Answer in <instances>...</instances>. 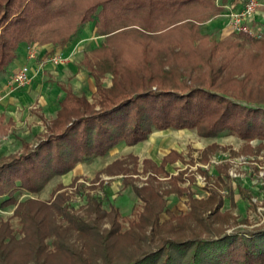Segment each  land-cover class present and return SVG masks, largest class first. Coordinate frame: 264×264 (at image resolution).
<instances>
[{
    "label": "trees",
    "instance_id": "1",
    "mask_svg": "<svg viewBox=\"0 0 264 264\" xmlns=\"http://www.w3.org/2000/svg\"><path fill=\"white\" fill-rule=\"evenodd\" d=\"M220 9L216 0H0V75L31 42L64 45L91 21L100 35L111 37L127 27L149 33L175 22L183 26L191 17L203 20ZM58 22H62L60 28ZM243 37H250L245 40L251 43L253 53L246 65H238L245 71L242 76H237L230 65L236 55L230 52L220 64L210 61L208 70L184 80L188 77L184 71L173 75L176 73L163 65L156 70L151 61L152 48L147 44L142 48L140 67L122 65L115 56L105 57L98 66L91 63L98 101L92 103L85 94L62 85L64 94L59 98L56 116L51 120L42 117L47 127L44 136L33 145L24 139L20 152L0 160V206L15 204L21 190L39 192L54 176L69 172L79 162L106 155L121 142L145 140L155 128H197L204 136L229 132L243 139H264V33ZM228 40L226 50L243 48V41ZM215 46L212 53L218 49ZM109 70L114 79L107 86L102 71ZM85 186L79 184L80 189ZM135 189L147 202L142 215L144 226L134 223L133 230L123 232L116 220L105 228L96 221H82L84 225L80 223L78 228H88L95 239L77 246L60 233L56 244L59 253L52 256H43L48 230L33 223L32 210L24 209L30 199L19 201L16 212L24 218L29 242L14 239L9 233L3 235L1 229L0 264H264V225L216 236H169L157 241L155 229L161 213L171 209L153 184L135 185ZM107 192L104 201L110 200ZM90 196L96 204L103 201ZM221 203L215 191L207 199H197L188 217L196 216L203 227L210 229L218 219ZM56 204L66 211L61 203ZM174 218L182 220L173 213L165 222ZM172 225L175 230L180 227ZM19 244L34 251L33 259L10 258Z\"/></svg>",
    "mask_w": 264,
    "mask_h": 264
},
{
    "label": "rangeland",
    "instance_id": "2",
    "mask_svg": "<svg viewBox=\"0 0 264 264\" xmlns=\"http://www.w3.org/2000/svg\"><path fill=\"white\" fill-rule=\"evenodd\" d=\"M216 1L221 8L218 13L203 20L191 17L183 26H180L181 22H175L149 33L127 27V30L108 37L100 35L95 22L91 21L64 45L49 41L31 42L40 53L36 58L26 55L30 60L25 64L34 71L29 81L20 84L14 79L17 67H10L1 75L0 83L7 78L4 94L13 95L24 87L26 92L21 105L6 107L0 103V115L5 114V117H0V160L20 152L24 139L33 145L44 136L47 127L43 118L51 120L56 116L60 107L59 98L64 94L57 82L85 94L90 102H97L96 82L89 66L91 63L98 66L105 57L115 56L122 65L140 67L142 48L147 44L152 48L151 61L156 70L163 65L176 73L173 75L184 71L188 77L182 75L183 79L190 80L193 74L208 70L211 64H220L233 52L236 55L234 60H230L234 61L230 65H233L237 76L244 75L245 71L240 70L238 65L240 62L246 65L253 52L250 50L251 43L245 40L250 37H243V34L256 37L262 33L253 29V33L237 30L231 11L227 22L231 30L223 34L221 27L212 24L224 8L221 0ZM61 25L62 22H58L56 26L60 28ZM227 40L230 43L243 41V48L233 46L231 50H226ZM215 45L218 49L212 53ZM56 53L63 54L65 60L55 64H64L46 67V63H50L49 57ZM113 79L111 70L102 71V80L107 86L112 85ZM80 183L86 186L80 189ZM150 183L162 192L171 209V212L165 210L161 213L160 225L155 229L157 241L169 236L208 237L222 232L254 229L264 225V139H243L229 132L204 136L197 128H155L143 141L136 144L121 142L104 156L79 162L69 172L54 176L39 192L19 191L15 204L0 206V232L4 229L3 235L9 233L8 236L14 239L29 242L24 218L16 212L18 202L27 199L30 200L24 209L32 210L35 216L33 223H40L48 230L43 256L59 253L56 244L61 238L60 233L77 246L94 240L88 228L83 231L78 228L82 221H96L101 228H105L112 226L116 220L121 231L128 232L134 229V223L144 226L142 215L146 213L147 202L137 193L135 185ZM106 189L110 193L109 201H104ZM215 191L222 203L218 219L212 228L207 229L196 216L188 217V213L193 211L197 199H207ZM90 194L99 196L103 201L96 204L90 199ZM56 201L68 213L59 210ZM96 205L102 211H97ZM173 213L182 216V220L174 218L166 223ZM205 214L208 215V212ZM71 215L83 220H76ZM172 223L180 227L175 230ZM132 236L126 235L127 238ZM24 246H16L10 258L26 256L33 259L34 251L28 245V250Z\"/></svg>",
    "mask_w": 264,
    "mask_h": 264
},
{
    "label": "crops",
    "instance_id": "3",
    "mask_svg": "<svg viewBox=\"0 0 264 264\" xmlns=\"http://www.w3.org/2000/svg\"><path fill=\"white\" fill-rule=\"evenodd\" d=\"M221 4L223 5V12L216 18H214L212 20V24L213 26H218L222 28L223 34H226L227 32H229L231 30L230 25H228V14L233 11V10H240L243 6V0H221ZM247 24L253 29L255 30V32L258 33H264V0H258V6L256 9V13L255 16L251 19H249L247 21ZM40 53V52H39ZM27 50L23 49L21 54L10 64V66L8 67V70L10 67H17L16 69H18L20 66H22L23 64H25L26 62H28L30 59L27 58ZM34 61L36 59H33ZM47 66L46 67H57V66H61L62 64H55V63H46ZM15 69V70H16ZM7 70V71H8ZM6 71V72H7ZM4 72V73H6ZM32 74L34 75V71L30 70V75L32 76ZM2 75V74H1ZM1 75H0V81L1 79ZM57 76V75H56ZM7 81V78L2 81L0 84V103L1 105H4L7 107L8 106H17V105H21L22 102L24 101V96L23 93L26 92V90L24 88H22V90H17L13 95H8V94H4V87L6 86L5 82ZM59 83V85L62 87V82H57ZM3 88V89H2ZM63 89V88H62ZM0 117H5L4 113H1Z\"/></svg>",
    "mask_w": 264,
    "mask_h": 264
},
{
    "label": "built area",
    "instance_id": "4",
    "mask_svg": "<svg viewBox=\"0 0 264 264\" xmlns=\"http://www.w3.org/2000/svg\"><path fill=\"white\" fill-rule=\"evenodd\" d=\"M258 6V0H243V6L240 10L232 11L231 17L234 27L239 31L253 33L252 28L247 24V21L254 17ZM39 49L35 44H29L27 54L29 58H36L39 54ZM50 62H63L65 56L61 53L53 54L49 57ZM14 79L20 83H27L30 79V67L28 64H23L14 73Z\"/></svg>",
    "mask_w": 264,
    "mask_h": 264
}]
</instances>
